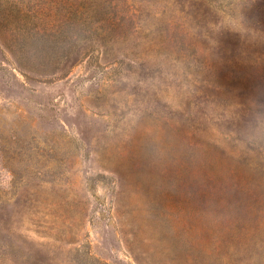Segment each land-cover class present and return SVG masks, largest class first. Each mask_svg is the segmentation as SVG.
Listing matches in <instances>:
<instances>
[{
	"label": "rangeland",
	"instance_id": "374dc122",
	"mask_svg": "<svg viewBox=\"0 0 264 264\" xmlns=\"http://www.w3.org/2000/svg\"><path fill=\"white\" fill-rule=\"evenodd\" d=\"M96 5L54 72L0 40V264H264V0Z\"/></svg>",
	"mask_w": 264,
	"mask_h": 264
},
{
	"label": "trees",
	"instance_id": "16d2710c",
	"mask_svg": "<svg viewBox=\"0 0 264 264\" xmlns=\"http://www.w3.org/2000/svg\"><path fill=\"white\" fill-rule=\"evenodd\" d=\"M15 1L0 0V40L20 66L37 73L54 72L80 56L82 41L94 31L105 35L121 27L110 15L115 7L99 8L96 0H40L34 12L7 6ZM100 12L103 17H94Z\"/></svg>",
	"mask_w": 264,
	"mask_h": 264
}]
</instances>
